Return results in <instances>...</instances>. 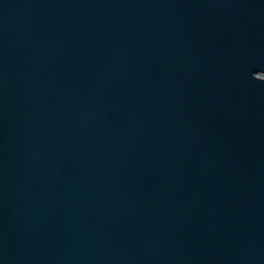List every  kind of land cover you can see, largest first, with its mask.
Returning a JSON list of instances; mask_svg holds the SVG:
<instances>
[{
    "label": "water",
    "instance_id": "1",
    "mask_svg": "<svg viewBox=\"0 0 264 264\" xmlns=\"http://www.w3.org/2000/svg\"><path fill=\"white\" fill-rule=\"evenodd\" d=\"M264 0H0V264H264Z\"/></svg>",
    "mask_w": 264,
    "mask_h": 264
},
{
    "label": "snow or ice",
    "instance_id": "2",
    "mask_svg": "<svg viewBox=\"0 0 264 264\" xmlns=\"http://www.w3.org/2000/svg\"><path fill=\"white\" fill-rule=\"evenodd\" d=\"M261 73H264V72H261ZM259 80L264 81V76H261V77L259 78Z\"/></svg>",
    "mask_w": 264,
    "mask_h": 264
}]
</instances>
